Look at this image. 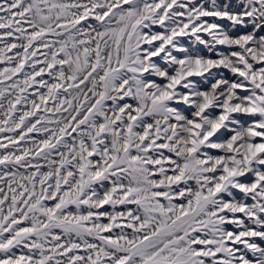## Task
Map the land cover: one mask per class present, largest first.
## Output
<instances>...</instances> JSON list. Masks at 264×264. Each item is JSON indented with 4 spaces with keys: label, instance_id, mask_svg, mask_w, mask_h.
Masks as SVG:
<instances>
[{
    "label": "snow or ice",
    "instance_id": "obj_1",
    "mask_svg": "<svg viewBox=\"0 0 264 264\" xmlns=\"http://www.w3.org/2000/svg\"><path fill=\"white\" fill-rule=\"evenodd\" d=\"M256 238L264 0H0V264H264Z\"/></svg>",
    "mask_w": 264,
    "mask_h": 264
},
{
    "label": "rangeland",
    "instance_id": "obj_2",
    "mask_svg": "<svg viewBox=\"0 0 264 264\" xmlns=\"http://www.w3.org/2000/svg\"><path fill=\"white\" fill-rule=\"evenodd\" d=\"M221 23L224 24L226 27H228L229 30H231L230 22H228V21H221ZM223 71L226 72V70H223ZM256 243H258L261 247H264V241H261L259 238H256Z\"/></svg>",
    "mask_w": 264,
    "mask_h": 264
},
{
    "label": "bare ground",
    "instance_id": "obj_3",
    "mask_svg": "<svg viewBox=\"0 0 264 264\" xmlns=\"http://www.w3.org/2000/svg\"><path fill=\"white\" fill-rule=\"evenodd\" d=\"M241 247H242V246H241ZM248 256H249L250 259H253L251 253H248Z\"/></svg>",
    "mask_w": 264,
    "mask_h": 264
}]
</instances>
